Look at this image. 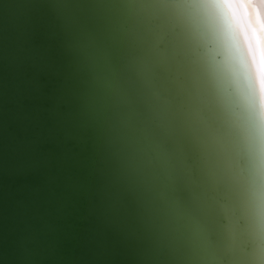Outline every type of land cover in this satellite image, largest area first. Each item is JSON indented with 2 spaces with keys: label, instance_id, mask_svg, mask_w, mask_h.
<instances>
[{
  "label": "water",
  "instance_id": "1",
  "mask_svg": "<svg viewBox=\"0 0 264 264\" xmlns=\"http://www.w3.org/2000/svg\"><path fill=\"white\" fill-rule=\"evenodd\" d=\"M22 1L0 0V264H253L238 134L201 104L181 27L156 0Z\"/></svg>",
  "mask_w": 264,
  "mask_h": 264
},
{
  "label": "bare ground",
  "instance_id": "2",
  "mask_svg": "<svg viewBox=\"0 0 264 264\" xmlns=\"http://www.w3.org/2000/svg\"><path fill=\"white\" fill-rule=\"evenodd\" d=\"M156 2L166 11L174 27H181L180 46L201 104L208 110L216 109L219 114L220 109L227 120L229 116L233 118L229 119L230 124L238 135L230 137L228 146L232 155L238 152L242 155L248 176L245 184L238 188L237 213L243 220L240 231L248 236L244 224L245 217L249 218L255 245L253 264H264V123L260 119L264 110V0ZM23 3L14 0L10 8L19 12ZM4 18L15 31L22 28L17 13L9 12ZM26 35H29L26 29L20 30L17 41L26 40ZM19 51L24 54L27 49L24 47ZM205 80L212 93L211 100ZM219 118L223 123L225 118L221 114ZM221 125L224 130V124ZM212 144L223 145V140H213ZM109 207L103 218L107 222L106 229L117 226L116 217L112 219L116 207ZM224 210L222 208L224 217H228L224 245L229 252H234L238 238L232 217L234 209L224 207ZM117 228L113 230L114 234Z\"/></svg>",
  "mask_w": 264,
  "mask_h": 264
},
{
  "label": "clouds",
  "instance_id": "3",
  "mask_svg": "<svg viewBox=\"0 0 264 264\" xmlns=\"http://www.w3.org/2000/svg\"><path fill=\"white\" fill-rule=\"evenodd\" d=\"M260 119H261V122L264 123V110H262V112H261Z\"/></svg>",
  "mask_w": 264,
  "mask_h": 264
}]
</instances>
